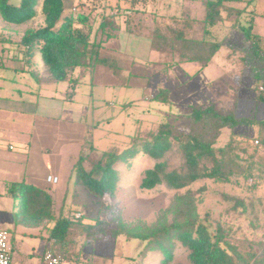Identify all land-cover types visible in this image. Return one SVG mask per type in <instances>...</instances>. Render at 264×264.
I'll list each match as a JSON object with an SVG mask.
<instances>
[{
  "label": "rangeland",
  "instance_id": "obj_1",
  "mask_svg": "<svg viewBox=\"0 0 264 264\" xmlns=\"http://www.w3.org/2000/svg\"><path fill=\"white\" fill-rule=\"evenodd\" d=\"M80 1L66 0V3L69 6L74 5L71 9L75 15L80 13L89 15L88 25L91 26L92 24L93 28H97L103 16L106 17L116 12L118 15L114 18L108 17L106 20L114 21L115 24L121 22L123 25H126L128 21L134 22V24L142 27L144 25L149 31L154 30L157 26L163 29L166 25L181 28L184 25L185 28L188 25L187 22L191 21L189 17L193 10L196 13L194 16L198 14L203 16L205 13V0H128L127 2L123 0V4L122 0H84L83 3ZM248 2L249 0H243L233 4L244 10L239 17L243 25L246 27L251 25L253 28V2ZM11 3L19 6L21 0H11ZM255 5L257 12L264 13V0H256ZM74 7L77 10L74 11ZM36 9L38 11L37 15L20 25L6 23L0 16V32L7 35V37H12L14 42L20 41L27 29L38 28L44 23L41 6L37 5ZM235 18V14L228 18V26L234 23ZM87 30L88 27H86ZM221 30L225 31L224 29ZM231 33L233 39L227 43L229 46L223 48L216 55L215 61L207 71L195 77L180 73L176 79L172 78L174 82L182 81V83H185L180 85H186L181 89L182 95L177 94L175 99L172 98L173 102L168 104H159L153 99L154 96H151L157 94L156 89L159 90L170 84L169 80L161 78V75L156 72L159 68L154 65V61H150L149 64L144 63L147 65L144 67L143 72L145 76H150L144 79L147 85L146 91L138 87L121 86L112 89L107 88V91L94 88V92H92L91 73H86L83 76L84 84L80 86L76 100L83 105L86 104L87 121L94 128L92 129V136L95 147L99 150H112L122 153L123 150L129 147L133 136L139 135L141 140H150L151 132H156L159 124L164 121H169L180 131L187 132L190 120L186 116L192 111L191 106L188 105L189 103L192 106H199L214 102L223 113L233 112L238 118H253L258 107L262 109L264 104L259 103L257 99V90L255 82H253V67L249 64V61L242 58L245 53L243 48L246 44L242 42L244 34L239 28H235V31H231ZM93 36L94 33L92 32V38ZM7 56H11L12 60H9V63L14 64V67L23 65L20 59L22 58L21 53L11 50ZM216 65L223 68L220 67L221 70L216 69ZM196 68H193L190 72H194ZM41 69L39 66H33L32 70L35 73L22 75L23 77L12 74L7 69L0 70V76L8 77L10 74L19 81L17 85L8 82L7 88L0 91V109H2L0 110V122L5 123L3 126L0 124V175H4L7 171H11L13 175H18L24 161L15 160L14 163L12 160H7L24 151L23 149L20 150L18 142L8 136L6 131H14L16 127H20L24 128V132L28 129V133H30V131H33V119L36 118L34 116L35 110L31 113L27 112L29 115L20 113L17 110H4V105L12 101L6 98H17L14 101L20 111L21 109L25 110L26 107L29 109L36 108L37 110L44 109L43 106L40 107L39 105L43 99L39 100L36 98L37 96H31L30 93H24V98L21 99L20 94L15 91L18 88L30 87L33 92H39V89L44 92L37 82V76L43 77ZM222 70H224L223 73ZM156 73L157 76H154ZM120 79L127 82L128 76L123 75ZM209 81H211L210 86L206 87L205 84ZM131 84H135V78L131 79ZM146 95L149 96L148 99ZM33 97L36 101L39 100V103L31 104L33 107H29ZM26 99L30 101L28 102ZM111 102L113 106L109 105ZM129 102L134 104H129ZM97 107L100 110L94 112ZM255 109L256 112H254ZM92 113H95L96 116H103L99 120L93 121ZM257 116H264V111L262 110V114L258 113ZM106 118L112 120L106 122ZM256 138H259L258 130L253 125L239 126L235 129L226 127L222 130L216 146H226L231 140H234V144L239 145L236 151L244 161L240 160L239 162L247 163L250 162L249 158L253 155V140ZM166 140L170 143V148L166 149L159 159L145 153L142 146H139V151L131 157L122 156L123 161H119L114 165L118 173L116 195L107 198L103 196L101 200L92 195L85 187L77 185L73 176L69 178V175H72L74 171L75 162L68 175L65 174L64 170L59 184L48 183L47 181L49 175H58L48 174V172L43 173L40 178H45L47 187L52 192L58 189L57 200L59 204L55 208L57 216L61 213L75 216L77 212L85 213L87 211L83 217H85L84 222H88L87 220H92L94 216L99 214L102 203H104L113 206L114 210L117 207L125 221L133 224L140 222L152 226L156 223L158 217L174 204L173 211L165 214L169 222L175 219L179 222H185L198 215L213 226L220 224L229 237L240 244L243 253L254 251L261 256L264 250V172L258 170L257 175L254 177L252 175L248 179L233 177L230 182L200 178L179 189L171 188L166 179H163L162 183L156 184L151 189L142 188L141 183L145 177V172L152 169L157 162H166L165 171L175 170L182 174L189 172L179 141L172 137H168ZM88 141L89 144L87 143L84 147V161L82 163L87 170L92 167L93 161L98 160L101 156L97 150L91 148L92 138L90 136ZM10 145L15 149H10ZM244 147L249 150V153L241 151L240 148ZM207 165L210 164L207 163ZM65 166L66 161L64 160ZM5 189L0 188V225L10 230L14 238L12 240L14 251L11 264H21V252L25 245L28 244L29 248L32 247L34 253L40 252L45 244V238L49 236V229L44 226L41 229L23 228L21 230L17 228L16 230L13 221L8 223L3 220L7 212L14 211V199L1 196L2 191ZM177 195H182L183 200L175 202ZM107 216L111 218L112 213L110 212ZM104 217H106V214ZM25 232L29 235L23 236ZM41 235L45 237V241ZM86 237L82 227L75 228L70 233L63 245V251L61 250L63 253L61 255L68 261V264H160L164 259V251L158 248L156 251L149 252L147 256L141 257L139 254L145 245V241L141 239L128 240L120 237L115 242H104L97 239L98 241L96 240L90 245L86 242ZM98 245L109 247L111 256L96 258L94 248ZM164 245L169 253L173 255L171 264L178 262L191 263L189 249L178 238L174 237L169 242L164 241ZM55 248L56 250L59 249L58 246Z\"/></svg>",
  "mask_w": 264,
  "mask_h": 264
},
{
  "label": "trees",
  "instance_id": "obj_2",
  "mask_svg": "<svg viewBox=\"0 0 264 264\" xmlns=\"http://www.w3.org/2000/svg\"><path fill=\"white\" fill-rule=\"evenodd\" d=\"M242 1L205 0V13L202 19L190 18L191 21L187 22L188 25L185 23V28L184 25L182 28L166 25L163 29L157 26L152 32V46L156 50L177 55L181 62H198L201 68H204L223 48L229 46L227 43L233 39L231 31L239 28L244 34L242 42L246 43L242 58L249 61L255 69L257 99L259 103H264V89H260L261 85L264 86V39L253 33L251 25L246 27L239 20L244 10L233 3ZM254 1L249 0L248 3ZM80 2L83 3L84 0ZM37 5L41 6L44 15V23L40 27L27 29L18 42L0 32V70L7 67V58L11 57L7 56L9 51H16L30 59L36 49L41 52L51 77L59 82L68 81L71 72L79 67H94L99 52L91 34L86 32L90 18L85 13L75 15L72 9L67 7L66 0H21L19 6L12 4L11 0H0V16L6 23L20 25L37 15ZM234 14L235 21L228 26V18ZM116 15L117 12L103 16L99 30L105 33L107 28H113L114 21H107L106 18H114ZM128 27L131 30L130 26ZM70 83L74 85L71 79ZM154 99L170 103L168 90L161 89ZM186 117L190 120L187 132L180 131L169 121H164L159 124L156 132H151L150 140H141L139 135L133 136L129 147L122 153L102 151L93 147L101 156L93 161L89 170L84 168L82 164L84 157L81 156L76 165L75 183L88 189L99 200L105 194L115 196L118 173L114 165L123 161L122 156L131 157L139 151V146H142L145 153L159 159L164 151L170 148V143L166 140L168 137L179 141L189 172L182 174L175 170L165 171L166 162H157L152 169L145 172L142 188L151 189L162 183L163 179H166L171 188L179 189L200 178L230 182L233 177L248 179L252 175L253 177L257 175L258 170L264 172V119L258 118L257 115L253 118H238L233 112L223 113L214 102L194 106ZM251 125L258 130L259 138L256 139L259 140V144H255L256 139L253 140L254 148L253 155L249 158L250 162L242 163L244 161L236 151L239 145L234 144V140L226 146H216L224 128L235 129ZM240 149L249 153L246 147ZM240 160L242 162H239ZM7 193L17 199L16 210L13 213L14 222L28 228L47 227L48 239L53 240L51 247L59 255L63 254L62 248L70 233L75 228L82 227L87 236L85 240L90 245L97 239L113 241L121 236L127 239H141L146 243L142 256L152 249L164 251L161 264H171L173 261V255L165 247L164 241L169 242L174 237L189 249L191 262L189 264H264V250L261 256L254 251L243 253L240 244L229 237L220 224L213 226L198 215L185 222H179L177 219L169 222L165 214L173 211L174 204L168 207L152 226L125 221L117 207L114 210L113 206L104 203L99 211L100 215L94 216L91 223H86L83 217L86 212L82 213L80 218L64 213L57 216L53 195L35 185L15 182L7 188ZM182 200V195L175 197V202ZM110 212L112 216L108 218L107 214ZM8 231L11 234V231ZM56 246L59 248L58 251Z\"/></svg>",
  "mask_w": 264,
  "mask_h": 264
},
{
  "label": "crops",
  "instance_id": "obj_3",
  "mask_svg": "<svg viewBox=\"0 0 264 264\" xmlns=\"http://www.w3.org/2000/svg\"><path fill=\"white\" fill-rule=\"evenodd\" d=\"M255 1L253 2V33L259 35L261 38L264 39V13L257 12ZM121 2L122 4L124 3L123 0ZM72 6H69L67 4L68 8H71ZM194 14L196 13L193 10L189 18H191L192 20L195 19L199 20L204 17V14L203 16H200L199 14L197 16H194ZM128 26H130L131 30L128 29L129 28ZM87 27L88 30L86 32H89L91 34V38H92V32L94 33L92 40L95 41L98 47L97 50L99 52V56L97 63L94 67L93 66L89 68L79 67L75 69L73 72H71L70 79L74 81L73 86L70 83V79L68 81L59 82L51 77L49 71L47 70L46 65L44 64L39 49H36L35 52L32 53L30 59L25 58L21 54L22 58L20 59H21V63L23 64L21 67H14V64L9 63V60L12 59L10 57L7 58V67L5 69H7L12 74H16L17 76L20 77H23L24 75H29L31 73L34 74L35 72L32 70L33 66L34 67L39 66L40 68H42L41 73L43 74V77L40 78V76H37V82L39 84V87L43 89L44 92H42L40 89L39 92H33V89H31L30 87H26V88L24 87V89L18 88L15 89V91L20 94L21 99L24 98L23 97L24 93H28V94L30 93L31 96H37L36 98H38L39 100L43 99L42 103L39 105L40 107L43 106L44 109L37 110L36 108L29 109L28 107H26L25 110L21 109L20 111L19 108L17 107V103L14 101L17 98L14 97H12L11 99L10 97L6 98L7 100L9 99L12 101H10L9 104L4 105L5 107L3 108L4 110L7 111L17 110L18 112L24 114H26L27 112L31 113L35 110L34 116H36V118L33 119V131H30V133H28V129L27 131L24 132L23 131L24 128H20V127L18 128L16 127L14 131H6L8 136H11L13 139H15L18 142V144L20 145V150L23 149L24 151V152H19V154H16L7 160H12L14 163L16 162L15 160H19V161L24 160V161L21 164V172H19L18 175L16 174L13 175L11 171H7L4 173V175H0V188H6L4 191H2L3 193L1 194V196L3 197L5 196L6 198L7 197L13 198L7 193V188L12 183L25 182L28 184L35 185L42 190L49 191L53 195L54 200L56 202L55 208L57 207V205L59 204L57 200L58 189L55 192H52L49 189V187H47L46 185L47 183L45 184V178L44 179L43 177L40 178V176H42L43 173L45 172H48V174L54 173L58 175L59 180L57 184H59L61 175L64 172V170H65V174L68 175V172L70 171L72 165L75 162V165L73 166L74 171L72 172V175H69V178L71 176L74 177L76 165L78 163L77 161H79L81 156H83V151H85L84 147L87 145V143L89 144L88 141L89 136L92 138L91 148L95 147V144L93 143L94 139L92 136V129L94 128L87 121L88 111L85 108L86 104L83 105L76 100V96L79 92V89L81 88L80 86L84 84L83 76L86 73L88 72L91 73L90 84L93 87L92 92H94V88L96 89L100 88L107 91L108 90L107 88L112 89L121 86L138 87L145 89L144 91H146L147 85L144 79L150 76H145L143 69L147 64H149L150 61H154V65L158 66L159 68L158 70H156V72H158L159 75H161V78L170 81L169 85L160 88L159 90L156 89L157 93L161 89L168 90L170 102H173L172 100L173 97L175 99L177 94L179 93L182 95L181 89L184 88L186 84L180 85L182 81H178V83H176L172 78L174 77L176 79L180 73L189 74V76L191 77H195L201 73H204L211 67L216 57L215 56L214 59L209 63V65L204 68H201L200 63L198 62H191V61L181 62L178 60V57L175 54L172 55L167 53L166 51H160L154 49L152 46L153 30L149 31L147 28L144 27V25L142 27L141 25L134 24V22L131 23L128 21L126 22V25L125 24L123 25V23L118 22L117 24H115L113 28L110 27L107 28L105 33L99 30V25L97 26V28H93L92 24L91 26L88 25ZM216 66H217L216 69L219 70L223 68L218 65ZM195 67H197L196 70L194 72H190ZM223 72L224 70H222V73ZM255 74H256L255 69H253V82H255V76H256ZM123 75L128 76L127 82H124L120 79V77H122ZM154 76H157V73ZM133 78H135V84H131V79ZM214 78L213 80H215ZM8 82H10L9 84L12 85L19 84L18 83L19 81L10 74L8 75V77L0 76V91L7 88ZM210 82L211 81L207 82L205 86L209 87ZM262 87L264 88V86ZM155 95H151V96L155 97ZM148 97L149 96L146 95L147 99ZM39 100L36 101L35 98L33 97V101H31L29 105L34 103H39L38 102ZM27 101L29 102L30 100ZM156 101L159 104L164 103L158 100ZM129 104L133 105L134 103L129 102ZM164 104H168V103H164ZM109 105L113 106V103L111 102L109 103ZM188 105L191 106V108L193 109L194 106H192L191 103H189ZM29 107H33V106L31 105ZM99 110L100 108L97 107L95 108L94 112H98ZM259 110H261V112H259ZM262 110L264 111V105L262 106V109L258 107L257 112L255 109L254 111L256 112L255 115H258V113L262 114ZM102 116L103 115L96 116L95 113H92L91 117L93 121H95L96 119L99 120ZM258 118L264 119V116H260ZM111 120L112 119L110 118H106V122H110ZM0 124L1 126H3L5 123L0 122ZM9 148L12 150L15 149L12 148V145H10ZM64 160L66 161L65 167H64ZM13 199H14V208H13L14 211L11 213L7 212L3 220H6L8 223L13 221L16 230L17 228L21 230H23V228H28L25 225L22 224L17 225L14 222L13 213L16 210L17 199L15 198ZM78 210L80 211V209ZM87 221L88 222L86 223L92 222V220H87ZM0 226L6 228L3 225ZM25 235H29V234L25 232L23 236ZM41 237H43V239L45 238L43 235H41ZM121 237L127 239L125 236H121ZM13 239L14 238L12 237L11 241ZM45 239H44L45 244L43 246V249H41L40 252L38 253L36 252L34 253L32 247L29 248L28 244L25 245L23 251L21 252L22 253L21 264H43L44 250L49 246V244L52 245L53 243V240H49L48 238ZM103 241L109 242L106 239ZM115 241H117V239L111 242H115ZM145 245L143 246L142 251L145 250ZM94 249H95L96 258L111 256L109 253V247H106L105 245L95 246ZM156 250L158 249L149 250L143 256L141 255L142 254L141 251L139 255L141 257H144L145 255L147 256L149 252ZM13 251H14V246L12 245V253Z\"/></svg>",
  "mask_w": 264,
  "mask_h": 264
},
{
  "label": "built area",
  "instance_id": "obj_4",
  "mask_svg": "<svg viewBox=\"0 0 264 264\" xmlns=\"http://www.w3.org/2000/svg\"><path fill=\"white\" fill-rule=\"evenodd\" d=\"M73 10H77L75 7ZM261 90L264 88L261 86ZM255 144H259V140H255ZM58 176L49 175L47 178L48 183H57ZM105 198L110 197L108 194L104 195ZM77 218L82 216L81 212L75 214ZM11 234L8 229L0 226V264H11L12 262V243ZM43 264H67V260L61 255L57 254L49 245L43 253Z\"/></svg>",
  "mask_w": 264,
  "mask_h": 264
}]
</instances>
